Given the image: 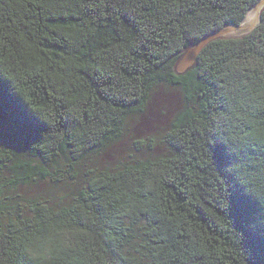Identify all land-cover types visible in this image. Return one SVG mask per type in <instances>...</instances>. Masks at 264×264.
<instances>
[{"label": "trees", "instance_id": "obj_1", "mask_svg": "<svg viewBox=\"0 0 264 264\" xmlns=\"http://www.w3.org/2000/svg\"><path fill=\"white\" fill-rule=\"evenodd\" d=\"M256 1L0 0V264H264V10L175 71Z\"/></svg>", "mask_w": 264, "mask_h": 264}, {"label": "water", "instance_id": "obj_2", "mask_svg": "<svg viewBox=\"0 0 264 264\" xmlns=\"http://www.w3.org/2000/svg\"><path fill=\"white\" fill-rule=\"evenodd\" d=\"M264 10V0H257L245 12L238 23H227L223 27L213 30L202 36L196 43L186 47L178 60L175 71L185 73L192 68L197 55L211 41L221 38H242L249 35L259 24L260 14Z\"/></svg>", "mask_w": 264, "mask_h": 264}, {"label": "rangeland", "instance_id": "obj_3", "mask_svg": "<svg viewBox=\"0 0 264 264\" xmlns=\"http://www.w3.org/2000/svg\"><path fill=\"white\" fill-rule=\"evenodd\" d=\"M182 97L176 91L169 92L168 90L160 91L157 97V100L154 103L153 111H150L149 117L153 120L147 119V121L143 122L145 125L140 127L141 132L137 135L138 137L124 141L118 148H116L115 153H111V155L122 156L132 152V149H135V141L144 140V135L148 136L149 140H153L158 145L157 141L153 136L157 137L161 127L162 122H164L167 118H169L174 111L181 105ZM149 142V141H147ZM141 149L140 147H138ZM105 159H109V157H105Z\"/></svg>", "mask_w": 264, "mask_h": 264}]
</instances>
